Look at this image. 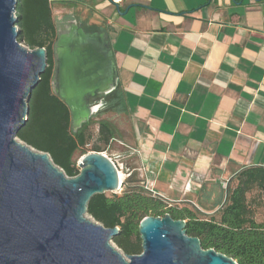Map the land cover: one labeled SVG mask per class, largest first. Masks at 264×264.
Returning <instances> with one entry per match:
<instances>
[{
	"label": "crops",
	"instance_id": "crops-1",
	"mask_svg": "<svg viewBox=\"0 0 264 264\" xmlns=\"http://www.w3.org/2000/svg\"><path fill=\"white\" fill-rule=\"evenodd\" d=\"M113 1H95L88 25L108 38L131 120L135 163H117L217 215L235 175L264 167V0ZM246 197L264 215V191Z\"/></svg>",
	"mask_w": 264,
	"mask_h": 264
},
{
	"label": "water",
	"instance_id": "water-1",
	"mask_svg": "<svg viewBox=\"0 0 264 264\" xmlns=\"http://www.w3.org/2000/svg\"><path fill=\"white\" fill-rule=\"evenodd\" d=\"M17 3L0 0V264H238L202 248L198 237L186 233L185 221L168 214L144 217L138 225L141 252L122 253L112 244L118 227L103 226L86 210L92 195L122 189L115 163L102 152H88L70 177L47 152L18 138L47 62L43 47L29 49L17 40ZM54 57L52 90L76 130L104 101L91 105L85 97L106 96L118 86L108 38L73 22L58 33Z\"/></svg>",
	"mask_w": 264,
	"mask_h": 264
},
{
	"label": "trees",
	"instance_id": "trees-1",
	"mask_svg": "<svg viewBox=\"0 0 264 264\" xmlns=\"http://www.w3.org/2000/svg\"><path fill=\"white\" fill-rule=\"evenodd\" d=\"M15 14L21 28L17 40L29 49L43 47L47 62L27 100V121L17 136L31 147L47 152L67 176H75L79 168L73 155L93 139V135L89 131L90 121L76 130L72 128L67 105L52 90L57 30L51 0H18ZM101 98L106 106L115 104L124 111L119 86ZM114 138L115 131L110 123L97 121L92 150H105ZM133 177L131 175L122 182L120 193L94 194L86 206L87 213L103 226L118 227V234L112 241L125 254L141 252L138 225L144 217L168 214L173 219L184 220L186 233L198 237L202 248H213L232 257L238 264H264V220L256 221L246 197V193L255 187L264 191V167L245 168L235 175V185L229 188L226 202L217 215H203L187 204H169L151 194ZM262 208L264 211V206Z\"/></svg>",
	"mask_w": 264,
	"mask_h": 264
},
{
	"label": "rangeland",
	"instance_id": "rangeland-1",
	"mask_svg": "<svg viewBox=\"0 0 264 264\" xmlns=\"http://www.w3.org/2000/svg\"><path fill=\"white\" fill-rule=\"evenodd\" d=\"M95 1L98 0H51V10L56 30L61 31L64 24L75 22L79 26L85 27L86 29L100 31L96 25H88L90 19L88 13L89 11L95 10ZM55 67L56 60L54 57V68ZM99 120L109 122L115 131V138L109 143L108 147L101 152H104L107 156L111 157L113 161L124 162L127 166L129 164L133 165V163H135V159L133 156L129 155L131 151L129 147L131 143H133L131 120L125 111L119 110L116 107L107 108L103 100L101 107L98 111L93 113L89 119V131L92 133L93 139H91L82 149H78L73 155V160L76 162V165L82 155L94 151L92 150V143L97 135V121ZM83 151L85 152L84 154H82ZM119 171L122 174L121 181H124L127 176L122 173V170ZM120 192L121 190L116 193ZM258 212L260 215H255L256 218L262 219L264 217V215H261L262 210L259 209ZM112 244L117 246L113 241ZM121 252L124 253L122 250Z\"/></svg>",
	"mask_w": 264,
	"mask_h": 264
},
{
	"label": "flooded vegetation",
	"instance_id": "flooded-vegetation-1",
	"mask_svg": "<svg viewBox=\"0 0 264 264\" xmlns=\"http://www.w3.org/2000/svg\"><path fill=\"white\" fill-rule=\"evenodd\" d=\"M73 25V22L71 23H68V24H64L63 25V29L62 31H64L67 27ZM79 26V25H78ZM81 27L84 31H88L89 29H86L85 27H82V26H79ZM57 39V37H56ZM56 41V40H55ZM57 68H58V63L56 62V67H55V71H54V76L56 75V72H57ZM57 85V84H56ZM58 87V85H57ZM86 99V102H89L91 105H94V104H97L99 102V100L101 99V95H95V96H92V97H88L86 96L85 97ZM104 102V101H103ZM105 103V102H104ZM117 108V106L115 104H108L107 105V108Z\"/></svg>",
	"mask_w": 264,
	"mask_h": 264
},
{
	"label": "built area",
	"instance_id": "built-area-1",
	"mask_svg": "<svg viewBox=\"0 0 264 264\" xmlns=\"http://www.w3.org/2000/svg\"><path fill=\"white\" fill-rule=\"evenodd\" d=\"M103 154H105L104 152H102ZM106 155V154H105ZM107 156V155H106ZM107 157H109V156H107ZM109 159H111L112 160V158L111 157H109ZM113 161V160H112ZM114 163H115V165L117 166V168H118V170H122L123 169V167L119 164V163H117L116 161H113ZM128 174V173H127ZM126 174V175H127ZM125 175V176H126ZM143 187L147 190V191H149L151 194H153V195H158V196H160L162 199H164L161 195H159L153 188H151L150 186H148L146 183H144L143 184ZM165 200V199H164Z\"/></svg>",
	"mask_w": 264,
	"mask_h": 264
},
{
	"label": "bare ground",
	"instance_id": "bare-ground-1",
	"mask_svg": "<svg viewBox=\"0 0 264 264\" xmlns=\"http://www.w3.org/2000/svg\"><path fill=\"white\" fill-rule=\"evenodd\" d=\"M118 174H119V179H120V181H121L122 174H121V172H120V171H118Z\"/></svg>",
	"mask_w": 264,
	"mask_h": 264
}]
</instances>
